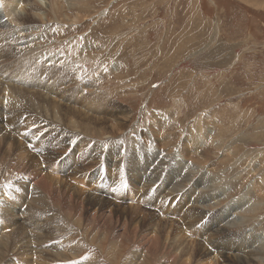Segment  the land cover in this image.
<instances>
[{
	"label": "rangeland",
	"instance_id": "obj_1",
	"mask_svg": "<svg viewBox=\"0 0 264 264\" xmlns=\"http://www.w3.org/2000/svg\"><path fill=\"white\" fill-rule=\"evenodd\" d=\"M49 1L52 9H59L56 16L46 6ZM49 1L20 0L22 19L17 24L2 16L6 0H0V81L24 91H18L20 107L27 92H36L52 98L62 113L79 111L89 122L102 118L103 124L81 133L70 131L72 141L68 143V138L61 142L58 134L51 133L53 129L33 114H23L21 119L7 117L9 132L42 158L43 170L64 178L59 171L69 166L68 185L76 183L79 189L121 207L141 209L155 214L157 220L175 223L181 210L180 219L184 220L179 202L198 197L181 200L177 195L171 202L161 199L156 190L159 192L162 182L179 181V185L196 189L208 173L215 179L212 189L227 187L226 199L216 209H209L218 226H223L231 207L238 203L234 200L245 195L254 203L259 201L264 193V0H73L80 3L71 8L64 7L63 0ZM97 93L104 94V99L96 97ZM116 120L127 122L126 126L112 131ZM201 133H206L208 143L195 152ZM5 148L0 143V208L9 204L19 213L26 204L12 196L17 190L12 186L18 179V159ZM41 148L46 152H40ZM152 149L169 156L153 174L150 162L154 155L159 156ZM47 151L58 155L56 160L45 162L44 158H54ZM180 159L199 171L189 185L179 170ZM16 193L21 196V190ZM261 199L264 201V196ZM229 203H233L231 207ZM38 206L49 210L39 218L33 213L32 222L49 220L51 227L56 225L54 230L65 229L63 238L68 236L64 241L45 243L46 249L62 251V243L65 254L71 256V245L78 242L77 261L72 258L66 264H82L89 258H95V264H115L101 252L107 251L109 239L103 240L101 249L98 241L89 244L94 232L89 211L77 218L78 225L65 219L58 207L43 203L35 206L37 211L41 209ZM171 214L174 217H169ZM253 214L245 215L243 227L229 229L231 236L237 233L234 240L243 233L247 237L250 230L264 231V204ZM62 217L65 226L61 227L57 218ZM208 222V216L197 222L195 236ZM8 223L0 209V227ZM106 232L114 239L113 230ZM184 237L185 241H199ZM232 243L233 249L239 244ZM257 256L263 262L251 258L248 264H264V248ZM11 259L26 264L22 257Z\"/></svg>",
	"mask_w": 264,
	"mask_h": 264
},
{
	"label": "bare ground",
	"instance_id": "obj_2",
	"mask_svg": "<svg viewBox=\"0 0 264 264\" xmlns=\"http://www.w3.org/2000/svg\"><path fill=\"white\" fill-rule=\"evenodd\" d=\"M63 1L66 3L65 6L64 4L63 6L67 8H71L80 3L73 0ZM46 6L52 9L50 1ZM79 9L80 8H77V11ZM20 10V0H6V3L3 5L2 16L7 17L11 23H17V20L22 19ZM52 11L56 16V13L59 12V9L55 11L53 8ZM2 16L0 15V22ZM34 56L35 54L32 53L31 58L34 59ZM9 85L0 81V104L3 106V108H5L4 110L0 107V143L2 147L6 146V152L8 149H10L9 151H11L13 156L18 159L17 163L15 164V170L18 174V179L12 187L15 190L17 189L16 191L21 190V196H19L17 194L18 192L16 193V191L15 193H12V196L18 201L23 200V202L26 204V211L24 210L22 212L15 213L14 210L19 209H14V207L9 206V204L6 205L5 208H0L2 212H5V218L9 222V225H5V228L0 227V264H18L13 262L11 259L12 257L16 258V256L18 259L21 257L25 259L26 264H55V262H59L57 264H66L65 262L71 261L72 258V261H77V251L81 248V244H78V242H74V244L71 245V251L69 252L71 256H67L65 254V247L62 243L60 245L62 246V251L46 249L49 247L45 245V243L62 239V236L66 234V231L63 228L62 230H54L55 228L53 227L56 225L51 227V222L49 220H44L43 223L32 222L31 218L33 213L36 214L35 217L39 218V214L45 213V210H49L46 209L48 206H38L41 209L37 211L35 206L41 205L43 203H48L51 206L58 207V211L61 212L65 219H73V223L78 225H81L80 220L78 219H80L83 214L89 211L91 213L90 227L94 229V232L91 233L90 243H88H93V240L98 241L100 248L103 245V240L109 239L107 251L103 250L101 252L108 260H113V263L115 264H118V259H122L119 264H248L251 262V258L263 262V259L257 255L259 254V249L264 248V231H262V233H253V230H250L251 233L250 231L246 232L248 234L247 237H244L243 233L241 238L240 236L238 237L240 239L234 240L237 236V233L235 234V237L231 236L230 233L232 232H230L229 229L235 226L243 227L246 214L250 213L251 215H254L253 213H256L257 211L259 212L261 210L264 204V201L261 198L264 196V193L261 192L259 201H257V203L252 202L250 199L251 197L245 195L234 200L238 203L235 204L233 208L231 207L233 203H229L232 212L228 213L224 220L222 219L223 221H226L223 226H220V224L218 226V224H216L217 219L211 218L210 210L212 207L216 209V205L220 204L222 200L226 199L225 196L228 188L220 187L219 190L212 189L211 184L214 183L215 179H213L208 173H204L205 177H203L204 175L201 177V184H199L196 189H192L190 186L186 187L184 184L179 185L181 182L179 183V181H175L178 182L177 184L174 182V180H172L173 182L169 183L162 182L161 186L159 187V192L156 190L159 194L158 196H160L161 199H168L170 202L175 199L177 195V197L181 200L183 197L190 198L192 195H196V197H198L195 199L186 200V202L185 200H180L181 202L179 203L181 204L178 208L184 209L185 211L184 220L180 219L182 210L177 217V220L181 223L178 221L175 223V220L170 222L171 220L169 219H167V221H163L161 219L157 220V216L151 212H146L141 209H127L125 207H121L120 204H116L108 199L97 197L89 192H85V190L83 191L79 189L76 183H73L74 185L72 186L68 185L67 180H69L68 176L72 172L71 167H62L60 169V174L62 173V176H66L64 178H58L46 170H43L42 158L29 152L26 149L25 144L16 135L9 132L5 123L6 118L18 117V119H21V115L23 114H33L37 116V119L42 120V123L48 124V127L53 129L51 133H57L58 137L61 138V142L63 139L66 140L70 133L72 134L70 131L78 130L80 133L85 130L88 131L90 128L97 127V125L100 124L102 125L103 119L101 118V120L99 118L92 117L93 119H90L92 122L91 123L88 121L89 118L79 111H69V115L67 112L62 113L61 107L53 103L52 98L44 96L45 94L40 95L36 92H27V97L23 98L25 104H22L24 106L20 107V102L22 101L18 94V91L20 90L14 88L13 86L9 87ZM23 92L24 91H20L21 94H23ZM98 95L99 96L96 97L101 99H104L103 97H105L104 94L102 95L101 93ZM36 100L42 104H38ZM90 101L92 100L90 99ZM93 104L95 106V103ZM101 104H99V106L104 105ZM122 119L124 121L123 117ZM121 121L117 122L116 120L115 129H112L111 126L110 129H112V131H116L118 128L125 127L127 122L124 124L121 123ZM111 122H113V120ZM206 133L199 134L200 142L199 144H196L194 149L195 152H197L199 147L208 143L205 137ZM81 136L83 137V135ZM236 137L239 138L238 136ZM68 139V143H70L72 140H70V138ZM36 144L38 145V142ZM42 151L46 152L45 149L41 148L40 152ZM151 151L156 152L154 149ZM47 153L49 155H53L54 158L51 160L50 158H44L43 160L45 162L56 160L55 157L58 155L55 153H49V151H47ZM156 153H158L159 157H156L155 155L153 157V155H151L153 157V160L150 162L152 164V167L150 168L152 174L154 172H158L161 166L160 163H167L169 157L168 155H163L160 152ZM177 155L180 156L179 154ZM15 160H13V162ZM2 162L4 163V160H2ZM147 162H149V160ZM9 166L11 167L13 164H10ZM178 167L181 171V174H184V180H186L185 183L188 185L190 184L189 181L193 179L194 174L199 172L197 171V167H195L194 164L192 165L191 163H187L183 159H180ZM7 173L9 174L10 172L8 171ZM25 177H27V180H22ZM143 178L144 184L147 182V180H145L146 176H144V174ZM139 184L143 185L142 183ZM99 189L101 191V188ZM161 192H165V194H163L164 196L161 195ZM257 192H260V190H257ZM200 197H207L209 200L207 201L204 199H199ZM12 201L14 202V199ZM196 203L204 204L195 206L194 204ZM226 207L227 206H225L224 209ZM175 212L176 211H174V213ZM173 214H171L169 217H174ZM27 216L29 219H27ZM207 216L209 217L207 227H202L201 230L199 229L200 234L195 236L194 233L197 230V222L201 221ZM63 217L57 218L58 224L61 227L65 226L64 223H62L64 222ZM218 218H222V215H219ZM31 225L34 227H31ZM104 229L113 230L114 234L112 232L111 233L113 234L114 239H120L119 243L117 244L113 238L108 236L109 234L106 232V230L104 235ZM182 235L198 238L199 241L196 240L194 242L193 239L189 240L190 238L188 239L189 241H185V237ZM67 238L68 236L64 237L63 241ZM70 238H72L71 234ZM86 239L87 238H85V240ZM124 240L128 242L130 247H126ZM237 241L239 244L234 245L236 247L233 249L231 244H233L232 242ZM123 243H125V246ZM126 248L129 249V252L127 251V253L121 257ZM245 249L250 250L245 252ZM95 262V258H89L88 260L86 259L82 264H95ZM68 263L70 264V262Z\"/></svg>",
	"mask_w": 264,
	"mask_h": 264
}]
</instances>
